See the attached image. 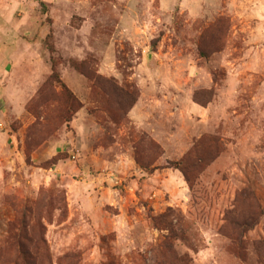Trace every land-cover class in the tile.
<instances>
[{"label":"rangeland","instance_id":"374dc122","mask_svg":"<svg viewBox=\"0 0 264 264\" xmlns=\"http://www.w3.org/2000/svg\"><path fill=\"white\" fill-rule=\"evenodd\" d=\"M169 234L264 264V0H0V264H155Z\"/></svg>","mask_w":264,"mask_h":264},{"label":"trees","instance_id":"16d2710c","mask_svg":"<svg viewBox=\"0 0 264 264\" xmlns=\"http://www.w3.org/2000/svg\"><path fill=\"white\" fill-rule=\"evenodd\" d=\"M60 86L64 89H65V86L60 83ZM245 194V196L247 197L248 200L250 201H255V198L254 196L251 194L250 195V192L248 191V195H246V192L244 191L243 192ZM170 213V211L168 212ZM168 216V214H164V215H161L160 217H151L150 218V221L151 223L154 225V226H157L163 219L165 220V218ZM254 221H252V218H246L244 219V221L242 222V225L243 226H246V225H249V224H253ZM162 228H164L166 231H168V233H172V225L171 223H162ZM171 234H169L168 236H165L164 238H162L163 240L161 241V244L157 247V254L161 257V260L160 261H157L158 263L154 262L155 264H167V260L169 258L172 259L173 263H180V258L175 254V250H174V246H173V243H172V240H171ZM238 234H232V240H234L236 242V240L238 238L237 237ZM23 249L21 248L20 251H19V254L21 256L25 255V252L22 251ZM32 264V263H30Z\"/></svg>","mask_w":264,"mask_h":264}]
</instances>
